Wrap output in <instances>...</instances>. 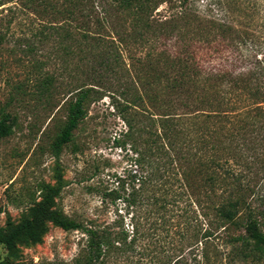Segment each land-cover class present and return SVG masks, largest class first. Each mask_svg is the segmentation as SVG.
<instances>
[{
  "label": "rangeland",
  "instance_id": "1",
  "mask_svg": "<svg viewBox=\"0 0 264 264\" xmlns=\"http://www.w3.org/2000/svg\"><path fill=\"white\" fill-rule=\"evenodd\" d=\"M118 2L89 0L86 8L105 11V23L113 27H142L146 19H139L134 12L143 10L146 14L149 10L156 26L173 16L177 11L173 6L179 0H135L129 9H122ZM199 4L201 15L211 8L237 32L231 43L223 44L198 42L196 31L185 32V39L195 42L191 55L198 61L203 59L201 64L208 72L242 74L255 69L264 86V0H199ZM72 7L69 0H0V119L8 114L13 123L12 132L0 140V227L25 218L30 207L42 199L44 189L58 183L59 175L63 187L56 197L57 207L84 227L109 228L113 232L125 229L130 241L133 225L139 224L142 231L147 216L163 225L131 247L103 246L95 258L88 249L89 234L85 228L65 230L51 225L41 243L20 246L18 262L174 264L180 258L183 264H264V255L226 244L225 233L214 226L209 240H201L207 227L203 215L208 210L203 205L207 200L201 205L168 199L167 203L159 201L156 205L145 201L143 206H128L123 198H117L118 193L124 194L123 189L118 191L120 179H129L130 172L141 171L138 151L151 158V115L160 108L155 110V99L140 101V106L127 105L119 86L121 79L123 83L128 79H118L124 70L113 76L99 66L97 54L107 50L108 45L105 48L85 43V54L79 59L72 53L76 49L74 40H64L57 30L43 27L45 21L53 19L58 25L64 15L57 11ZM174 42L169 35L160 36L156 52L170 49ZM132 44L128 55L135 54L134 68L147 70L146 62L138 64L139 68L137 60L148 46ZM124 58L128 59L125 55ZM99 73L104 83L94 79ZM228 86L229 83H222L219 88L225 90ZM88 87L94 89L87 101V115L57 156L54 142L64 128L70 104L78 89ZM126 118L133 127L129 136ZM254 141L259 143V139ZM259 165L255 167L258 169ZM256 181L254 199L248 201L264 219V170ZM126 186L130 193L132 189ZM140 193L135 200H153L141 198ZM155 193L156 197L161 195V191ZM127 197L131 198L129 194ZM189 216L192 218L187 221Z\"/></svg>",
  "mask_w": 264,
  "mask_h": 264
},
{
  "label": "trees",
  "instance_id": "2",
  "mask_svg": "<svg viewBox=\"0 0 264 264\" xmlns=\"http://www.w3.org/2000/svg\"><path fill=\"white\" fill-rule=\"evenodd\" d=\"M69 1L73 3L71 9L57 11L58 15H64L58 25L53 19L45 21L43 27L57 30L64 40H74L76 49H72V53L79 59L85 54V43L105 48L108 45L107 50L97 54L99 66L113 76L124 70L118 79L124 76L128 79L125 83L121 79L119 86L123 89L127 105L140 106V101L145 103L155 99V110L160 108L159 112L151 115V158L135 146L141 174L130 172L129 179H120L118 191L123 189L124 194L118 193L117 198H123L128 206L137 203L143 206L146 202L147 205H156L168 199L193 201L201 205L207 200V204H203L208 209L203 212L207 227L201 240H209L214 226L225 233L226 244L238 246L244 252L257 251L264 255V219L248 201L254 199L253 183L264 170V86L255 69L245 72L246 77L245 73L232 71L208 72L201 64L203 59L198 61L191 55L195 42L185 39V32L194 30L198 42L231 43L237 32L235 27L222 22L211 8L201 15L199 0H179L173 6L177 10L173 16L156 26L150 20L149 10L146 14L143 10L134 12L139 19H146L147 26L142 27L109 26L105 23V11L87 10L89 0ZM134 1L119 0L118 3L122 9H129ZM168 35L171 41L175 40L174 44L170 49L157 53V38H167ZM133 42L148 46L149 49L144 50L137 60V66L146 62L147 70L134 68L132 61L135 54L128 55ZM94 77L98 83H104L102 73ZM222 83H229V86L225 90L220 89ZM133 87L135 91H130ZM93 89H78L76 98L71 102L64 128L54 142L57 156L86 117L87 101ZM179 109L181 112H177ZM9 120L8 114L0 119V140L12 132L13 123ZM127 122L129 130L126 136H129L133 127L129 119ZM256 139H259L258 144L254 141ZM252 150L254 152H250ZM258 163L257 169L255 166ZM57 179L56 185L44 189L42 199L30 207L25 218L0 227V264H24L18 262L20 246L41 243L51 225L65 230L85 228L89 234L88 249L94 258L102 253L103 246L116 249L122 245L131 247L163 225L147 216L142 231L139 224L133 225L130 241V234L125 229L113 232L109 228L84 227L57 207L56 197L63 187L62 175ZM127 184L132 189L130 193ZM137 185L139 187L136 188ZM157 191H161V195L156 197ZM138 193L141 198L153 200H135ZM190 218L192 216L187 217V221ZM176 263L183 264V261L179 258Z\"/></svg>",
  "mask_w": 264,
  "mask_h": 264
}]
</instances>
